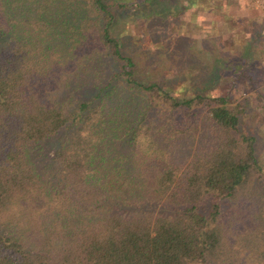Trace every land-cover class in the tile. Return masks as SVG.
Segmentation results:
<instances>
[{"label":"trees","instance_id":"trees-1","mask_svg":"<svg viewBox=\"0 0 264 264\" xmlns=\"http://www.w3.org/2000/svg\"><path fill=\"white\" fill-rule=\"evenodd\" d=\"M229 3L0 0V264H264L256 136L229 92H174L129 33L134 22L153 34L188 7L214 21ZM198 24L181 33L190 60L163 48L177 30L152 37L161 66L204 65L231 85L249 61L261 68L256 36L226 69L223 42Z\"/></svg>","mask_w":264,"mask_h":264},{"label":"rangeland","instance_id":"rangeland-1","mask_svg":"<svg viewBox=\"0 0 264 264\" xmlns=\"http://www.w3.org/2000/svg\"><path fill=\"white\" fill-rule=\"evenodd\" d=\"M190 9L191 8L188 7L184 13H181L178 16L179 19L176 21L172 20L171 23H168V21L161 23V27L157 28V31L153 34L146 30V28L144 29L141 24H135L132 22L133 24L131 23L129 25L131 28L129 33L135 34V37L139 36V38H141V44L143 47L142 51L144 52V55L149 58V60H151V63H147L145 67L151 70L153 68L155 69L156 67L166 70L162 75V80L174 84L173 91L179 94L188 92L189 90H201V92H205L203 90L205 84L208 87L206 91L209 90L210 93L229 92L231 96V104L240 112L242 118V128L249 132H253V134L256 136V147L260 154L261 160L264 163V0H240V2L239 0H230V3L226 9V13L223 15L224 17L218 16V18L216 17V20L214 21L211 20V10H207L206 12L204 11L203 7L198 8L197 10L194 9L192 13ZM127 11L129 10H126V12L124 10V13H127ZM134 11L137 13L138 9H135ZM188 15H190V17H188ZM229 15H232V17H225ZM253 19L255 22L252 21ZM231 21L235 22L236 27L233 26ZM198 23L201 25L203 24L204 27L207 28V31L200 30L199 35L202 34L206 37L209 36L213 41L216 42L219 40L223 42L222 51L226 55V59H224L223 64L226 69L231 67L233 61H238L236 57L233 58V56H236V52L241 41L243 43L252 42L253 39L254 42L256 38H258L259 40L256 41H258L260 44L262 43L263 45L261 47L262 51H260L261 55H259L261 58V68L257 69L256 62L253 63L249 61L247 66L250 77L242 76L237 78L235 81L232 80V85L230 83L229 77L226 75H223L224 77L218 80H215V76L207 77V75L204 74V65L198 66L196 64L194 65L195 67L191 69L192 71L185 70L184 68L180 72H169L170 69H166L167 66L165 61L163 62L164 65L161 66L162 59L164 58L161 56L162 54L160 49L158 50L154 47L152 42V40H154L153 38L158 37V39H163L165 36H167L166 34L170 29H172V33H174L171 36H175V30H177L179 33V35H176L179 38L177 43L175 41H170L169 43L171 48H168V43L163 45V48H167L166 50L169 51L175 49L174 54H177L176 56H183L184 60H187L184 54L188 53L187 55H190V51L192 50L187 48L188 44H184L185 40H182L183 36L181 33L188 36L185 39H191L192 35L195 36L198 34ZM150 24H153L151 18L147 21V26L149 27ZM260 26H262L261 31H256L260 29ZM168 27L170 29L167 30ZM148 29L152 30L153 28L150 26ZM145 31L146 34L144 33ZM255 36L256 38H254ZM195 42L198 43L197 40ZM199 42L204 44V37L200 38ZM209 48H212V46ZM212 50L216 49L212 48ZM172 53L173 52L167 53L169 54L168 58ZM191 57H193V55H190L188 60L192 59ZM196 57L198 56L196 55ZM179 62L180 61L177 60V63ZM199 62L201 63V61ZM256 77L259 78H257V81L255 79ZM252 79H255V81L251 82ZM52 148L53 143L48 145V142H46L43 144V147L38 152L39 155L37 156V162L40 166L43 167L48 164V153L51 152ZM263 180L264 179H259V182Z\"/></svg>","mask_w":264,"mask_h":264}]
</instances>
